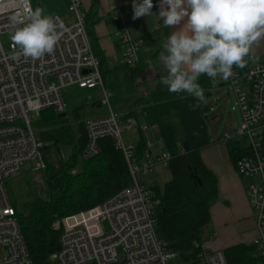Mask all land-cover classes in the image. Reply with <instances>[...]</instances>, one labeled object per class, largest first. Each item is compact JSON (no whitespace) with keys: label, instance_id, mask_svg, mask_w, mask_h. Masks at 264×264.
Masks as SVG:
<instances>
[{"label":"built area","instance_id":"obj_1","mask_svg":"<svg viewBox=\"0 0 264 264\" xmlns=\"http://www.w3.org/2000/svg\"><path fill=\"white\" fill-rule=\"evenodd\" d=\"M31 1L0 0V264H34L5 181L20 173L26 163L34 162V171L45 169L43 142L34 131V121L46 109L65 112L62 89L70 85L88 90L101 87L102 104L109 107L107 115L85 122V156L100 152V138H112L125 156L132 181L106 202L54 222L53 229L60 231L59 249L50 260L56 264H179L176 253L165 250L156 232L155 211L160 201L154 186L138 179V174L147 175L159 164L166 166L170 153L155 157L148 142L146 157L138 162L134 145L124 142L123 131L138 123L134 118L123 121L110 107V94L87 31V14L81 0H69L74 24L52 16L58 17L64 27L59 30L61 38L54 52L42 61L17 58L18 48L12 42L3 44L2 35L14 30L13 16L21 22L16 26L27 21L33 10ZM114 19L119 25L122 63L135 68L140 64L143 39L131 35L127 18L119 15ZM233 72L228 81L241 112L235 136H247L253 151L237 161L236 170L245 181L246 195L255 212L256 254L264 259V60L243 69L234 66ZM231 137L226 132L222 139ZM105 220L110 222V232L102 226ZM198 259L200 264H227L223 250H210L205 243Z\"/></svg>","mask_w":264,"mask_h":264},{"label":"trees","instance_id":"obj_2","mask_svg":"<svg viewBox=\"0 0 264 264\" xmlns=\"http://www.w3.org/2000/svg\"><path fill=\"white\" fill-rule=\"evenodd\" d=\"M86 26L93 50L101 61L105 83L104 57L95 41L93 24L87 20ZM121 65L131 80L139 74L140 64L135 68ZM198 83L205 90L204 94H209L214 86L213 79L207 75H202ZM143 99L148 102L147 106L120 117L123 121L134 118L138 123L140 138L134 145L136 161L146 157L150 141L144 132L148 127L156 129L153 139L160 151L153 153L150 142L154 156L170 153L166 167L171 179L154 185L160 201L155 211L156 232L165 250L176 253L179 264H200L198 254L212 221V205L218 197L217 176L207 167L200 152L215 141L207 126L210 118L217 115L212 113L213 106L206 98L195 110L191 106L197 100L190 95L154 104L149 97ZM68 118L67 111L46 109L33 125L43 142L46 164L41 170L43 185L23 209L15 208L34 264H56L50 260L59 249L60 231L53 229L54 222L106 202L132 181L125 156L112 138H100V152L85 156L88 142L85 123L73 126ZM262 138L264 154V121ZM225 141L235 167L239 159L253 152L247 136H233ZM223 251L227 264H264L253 242L231 245Z\"/></svg>","mask_w":264,"mask_h":264},{"label":"clouds","instance_id":"obj_3","mask_svg":"<svg viewBox=\"0 0 264 264\" xmlns=\"http://www.w3.org/2000/svg\"><path fill=\"white\" fill-rule=\"evenodd\" d=\"M133 20L151 17L153 0H133ZM159 18L164 27L175 30L163 43L159 61L167 72L160 78L171 93L186 92L197 103L206 102L197 83L202 75L228 80L233 68H245L255 62L254 45L264 37V0H160ZM10 39L18 48L17 58L42 61L52 54L64 25L59 18L45 15L42 8L29 12L27 21L13 16Z\"/></svg>","mask_w":264,"mask_h":264},{"label":"crops","instance_id":"obj_4","mask_svg":"<svg viewBox=\"0 0 264 264\" xmlns=\"http://www.w3.org/2000/svg\"><path fill=\"white\" fill-rule=\"evenodd\" d=\"M81 1L87 14L88 23L93 24V35L98 49L104 57L102 65L106 74L104 84L109 93L110 90H114L115 106H120V101L115 98L118 94V87L116 88L115 82H112L117 72L121 77L123 75L126 78L128 84L139 87L136 90L137 96H139L137 101L141 106L148 105V102L143 99L145 97H149L150 103L154 104L188 96L186 92L171 93L160 82V78L166 76L167 72L158 59L159 53L163 50L162 46L167 37L175 30L163 26V21L158 16L160 0H153L152 11L154 14L151 17L144 16L135 20L132 19L134 15L133 0ZM32 8L33 10L42 8L45 15L58 16L68 25L74 24L76 20L69 11V0H32ZM119 15L128 19L131 35L134 38L143 39V47L140 53V71L133 80L129 78L125 68L121 65L123 50L118 38L119 25L114 19V16ZM253 52L256 57L255 61L264 60V37L261 38L258 45H254ZM110 75L112 76L111 80H109ZM216 81L220 85L225 82L222 78H218ZM209 93H211L210 90ZM207 95L205 94V98ZM109 98L111 97L109 96ZM102 105L104 104H102L101 97L98 106ZM213 111L215 108L212 107ZM155 130L154 127H148L145 130L150 139H153ZM200 153L207 167L218 179V197L211 208V229L206 230L205 234L204 243L206 247L210 250H224L231 245L253 242L257 236L255 212L246 195L245 181L236 170L226 141L222 137L216 138L211 145L202 149Z\"/></svg>","mask_w":264,"mask_h":264},{"label":"rangeland","instance_id":"obj_5","mask_svg":"<svg viewBox=\"0 0 264 264\" xmlns=\"http://www.w3.org/2000/svg\"><path fill=\"white\" fill-rule=\"evenodd\" d=\"M13 31L14 30H11L2 35L1 39L5 46L12 42L10 36ZM117 73H115L112 82L114 81L116 88L118 87V94L115 98H117V101H120V106L114 105L115 99L113 96V89L110 90L109 93L111 97L109 98V104L115 113L122 116L129 111L140 109L142 106L138 104L137 101L139 96H137L138 92L136 90L139 87H133L128 84L126 78H124L123 75L121 77V75ZM111 78L112 76L110 75L109 80H111ZM216 80L218 79H213V89H210L211 93L206 97L211 102L213 108H215V111L212 113H217V117L214 119L210 118L207 126L208 132L213 140L222 137L226 132L229 133L230 136H235L236 130L241 123V112L238 99L231 83L225 80V82L220 85ZM216 86L218 87L214 88ZM62 95L66 104L69 122L73 126L81 122L85 123L88 119L105 116L109 112L108 106H98L99 100H101L102 97L101 87L88 90L81 89L77 85H70L62 89ZM122 136L126 144L134 145L140 138L139 129L137 127L129 130L126 129L123 131ZM144 136L152 143L153 153H158L160 149L155 145L154 140L152 138L150 139V136H148L146 132H144ZM65 152L67 151L65 150L64 153ZM33 166L34 162L24 164L20 173L9 177L5 181L8 197L18 209L24 208V205L32 198V194H39L43 185L42 171H34L32 169ZM138 179L144 184L154 186L155 184H164L166 181H169L171 179V173L166 166L159 164L155 167V170H152L147 175L138 174ZM102 226L105 232H110L111 227L109 220L103 221ZM210 229L211 225L208 226L207 230ZM208 234H210L209 231ZM208 234L207 236H210Z\"/></svg>","mask_w":264,"mask_h":264},{"label":"water","instance_id":"obj_6","mask_svg":"<svg viewBox=\"0 0 264 264\" xmlns=\"http://www.w3.org/2000/svg\"><path fill=\"white\" fill-rule=\"evenodd\" d=\"M82 73H83V74L87 73V70H83ZM184 146H185L186 148H188V143L185 142Z\"/></svg>","mask_w":264,"mask_h":264}]
</instances>
